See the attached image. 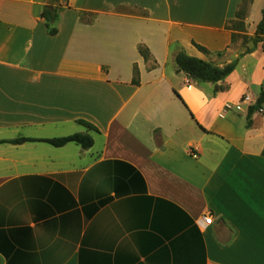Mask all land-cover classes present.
Listing matches in <instances>:
<instances>
[{
  "label": "crops",
  "instance_id": "1",
  "mask_svg": "<svg viewBox=\"0 0 264 264\" xmlns=\"http://www.w3.org/2000/svg\"><path fill=\"white\" fill-rule=\"evenodd\" d=\"M47 2L0 0V264H264V52L226 28L242 0H60L56 34ZM180 49L239 58L226 89ZM81 131L92 147L8 141Z\"/></svg>",
  "mask_w": 264,
  "mask_h": 264
},
{
  "label": "trees",
  "instance_id": "2",
  "mask_svg": "<svg viewBox=\"0 0 264 264\" xmlns=\"http://www.w3.org/2000/svg\"><path fill=\"white\" fill-rule=\"evenodd\" d=\"M60 0H48V2L44 5L42 10V17L46 20V25L51 34L57 33V28L53 26V22L58 18L59 12L61 10V5L59 4ZM253 0H242V3L238 7L236 11L235 18L228 21L226 24V28L232 30L233 39L235 37V31H243L245 29V19L248 16L249 8L252 4ZM81 19L85 20L88 17L86 12H81ZM89 19V18H88ZM246 38V37H245ZM255 45L258 43H262V49L264 52V7L262 9V18L259 21L255 36L252 38ZM194 45L206 54H210L211 51L206 47L193 42ZM252 50L247 48L245 52H242L240 56L244 53L250 52ZM139 52L145 59V61L150 62L153 60V63L150 65V68L155 67L156 61L153 59V56L148 47L145 45L139 46ZM218 55H221L222 52H217ZM239 58L231 61L230 63L225 64L224 66H219L214 64L212 61H207L202 58L192 56L188 54L184 49H180L176 55V63L178 69L184 72L187 77L191 80L197 82H212L215 84L214 93L225 90L226 87L220 85L219 82L223 81L228 77L237 67ZM133 84H140V72L138 70L137 65L134 66V76L132 79ZM264 110V82L261 86L260 94L256 100V102L249 106L247 119L248 125L252 124V115L255 112H262ZM78 122L90 130H98L92 123L85 120H78ZM28 140H43L50 143L53 146L60 147L64 146L67 143L74 142L81 145L83 148L88 149L94 145V138L88 131L75 132L70 135L61 136V137H53V138H45V139H36V138H27V137H18L15 139L8 140L9 142L19 144ZM262 155H264V148L262 151Z\"/></svg>",
  "mask_w": 264,
  "mask_h": 264
},
{
  "label": "rangeland",
  "instance_id": "3",
  "mask_svg": "<svg viewBox=\"0 0 264 264\" xmlns=\"http://www.w3.org/2000/svg\"><path fill=\"white\" fill-rule=\"evenodd\" d=\"M246 32H247V30H246V23H245V29L243 31H236L235 32L236 34H235V37H234V41L237 40V39H242L243 40V46L244 45L246 46V48L243 49L244 52H245V50L247 48L251 49V47H249V46L246 45L248 42L249 43L251 42L252 44L255 45L254 41L252 40V38L255 36V34L252 35V36H250V35L246 34Z\"/></svg>",
  "mask_w": 264,
  "mask_h": 264
},
{
  "label": "built area",
  "instance_id": "4",
  "mask_svg": "<svg viewBox=\"0 0 264 264\" xmlns=\"http://www.w3.org/2000/svg\"><path fill=\"white\" fill-rule=\"evenodd\" d=\"M212 221H213V216H212L211 214H208V215H206V216L204 217V222H205L206 224H211Z\"/></svg>",
  "mask_w": 264,
  "mask_h": 264
}]
</instances>
